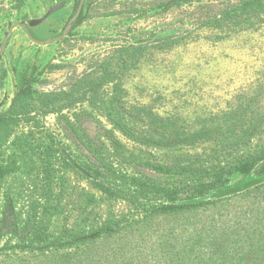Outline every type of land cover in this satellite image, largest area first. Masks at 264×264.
<instances>
[{
    "label": "rangeland",
    "instance_id": "rangeland-1",
    "mask_svg": "<svg viewBox=\"0 0 264 264\" xmlns=\"http://www.w3.org/2000/svg\"><path fill=\"white\" fill-rule=\"evenodd\" d=\"M168 1L96 0L73 33L57 45L37 46L23 31L15 30L3 52L8 61H0V70L6 67L17 75L38 67L42 75L32 84L33 94L26 100L33 103L41 93L67 91L71 80L91 71L93 65H100L93 70L99 76L101 69L108 66L105 61L119 57L124 48L145 46L143 57L133 67L119 69V65H110V69L122 73V92L115 103L147 105L155 114L193 128L200 122L228 119L240 103L258 101L263 106L264 19L224 32L199 27L198 19L205 12H216L227 1L233 4L237 0L179 1L167 10L159 7ZM41 14L39 0H24L21 5L17 0H0V45L12 24ZM53 65L58 67H50ZM13 82L9 76L0 77V110L8 106L13 96ZM106 87H102L105 106L110 99V87ZM92 109L81 100L64 108L61 114L35 117L29 123L21 121L14 126L8 142L0 148V161L23 164L18 156H24V152L17 146L26 143L28 147L24 149L31 159L27 158L28 171L18 170L1 184V230H64L69 235L105 230L107 226L113 229L117 225L118 230H222L225 226L233 230L239 223L236 216L242 215L245 208L264 210V200L255 207L252 200H232L220 206L219 211L211 209L184 218L170 216L143 224L128 202L100 193L77 167H70L63 154L74 147L61 130L62 115L72 122L78 117L82 129L110 153L105 131L111 126L99 110ZM113 133L126 153L139 157L163 159L183 153L202 154L212 164L230 161L209 141L169 149L136 142L116 130ZM263 137L264 131L259 138ZM71 159L75 162L76 157L72 155ZM86 194L93 195L95 202L87 205ZM242 226L254 230L245 221ZM5 241L6 238L0 240V247ZM73 249H60L53 260L65 252L77 254ZM27 258L30 260L31 256L25 255Z\"/></svg>",
    "mask_w": 264,
    "mask_h": 264
},
{
    "label": "trees",
    "instance_id": "trees-1",
    "mask_svg": "<svg viewBox=\"0 0 264 264\" xmlns=\"http://www.w3.org/2000/svg\"><path fill=\"white\" fill-rule=\"evenodd\" d=\"M17 1L24 4V0ZM179 1L193 0H170L159 7L167 10ZM85 17L80 16L76 25ZM261 18L264 19V0H237L233 4L227 1L216 12L200 16L198 26L226 32L251 26ZM143 48L126 47L119 57L105 61L108 66L101 69L99 76L93 70L100 65H93L91 71L72 79L67 91L41 93L32 103L26 100L33 94L32 84L42 75L38 67H33L31 83L0 110V148L21 121L29 123L35 117L61 114L64 108L82 100L99 110L109 122L111 129L105 132L111 151L105 152L82 129L78 117L72 122L62 115L61 130L74 147L63 154L70 167H77L100 193L128 202L143 224L170 216L184 218L206 210L219 211L220 206L232 200H252L254 207L258 205L264 200V137L259 138L264 131V105L258 101L240 103L228 119L210 124L200 122L193 128L171 117H161L147 105L131 107L115 103L122 92L119 78L122 73L110 69V65H119V69L133 67L143 57ZM9 74L6 67L0 70L1 78ZM105 85L110 87L106 106L102 89ZM115 130L136 142L169 149L209 141L228 155L230 161L212 164L202 154L175 153L163 159L135 156L125 152L114 137ZM24 146L27 148L28 144L17 146L24 152V156H18L23 164L0 161V190L6 177L18 170L28 171L27 158H31ZM216 159L219 161L218 156ZM84 200L87 205L95 202L93 195L86 194ZM236 218L239 223L233 230L226 226L222 230H118L117 225L113 229L107 226L105 230L70 235L64 230L4 232L0 222V240L6 238L0 247V264H264V210L249 206ZM243 221L254 230L241 228ZM72 247L77 254L65 252L53 260L52 256L60 249ZM25 255H30V260Z\"/></svg>",
    "mask_w": 264,
    "mask_h": 264
},
{
    "label": "flooded vegetation",
    "instance_id": "flooded-vegetation-1",
    "mask_svg": "<svg viewBox=\"0 0 264 264\" xmlns=\"http://www.w3.org/2000/svg\"><path fill=\"white\" fill-rule=\"evenodd\" d=\"M95 1L96 0H84L81 8L79 9L81 0H39L42 14L33 16L29 20L21 22V24L27 25L31 20L41 18L47 12L51 11V13L42 23L29 29L31 35L34 38L37 39V37H43V40L40 41H46L48 39L60 36L67 25L71 22L72 18L77 14L79 9L77 17L73 22L70 23L71 28L69 32L61 41L55 43L57 45L73 33L79 17L87 15L89 7L92 6ZM61 4H63V6L59 7ZM49 46H51V44H49ZM1 60H5V63L8 61L4 53L0 55V61ZM25 72H27V75ZM30 74V71H20L17 75L15 73L9 74V77L14 79V82L12 83L14 97L31 83L33 77H31ZM18 89L20 90L17 91Z\"/></svg>",
    "mask_w": 264,
    "mask_h": 264
},
{
    "label": "water",
    "instance_id": "water-1",
    "mask_svg": "<svg viewBox=\"0 0 264 264\" xmlns=\"http://www.w3.org/2000/svg\"><path fill=\"white\" fill-rule=\"evenodd\" d=\"M84 0H81V3H80V6H79V9L81 8L82 4H83ZM63 6V4H61L59 7ZM79 9L77 11V14L72 18L71 22H73L75 20V18L77 17L78 13H79ZM51 13L50 12H47L43 17L41 18H38V19H34V20H31L30 22H28L27 25H24V24H21V23H16V24H12L5 36V38L3 39L1 45H0V55L4 52L5 48H6V45H7V42L9 40V38L11 37V35L13 34V32L15 30H21L23 31V33L25 34V36L28 38L29 41H31L33 44L37 45V46H47L49 44H52V43H57L59 41H61L66 35L67 33L69 32L70 28H71V25L70 23L67 25V27L65 28V30L63 31V33L58 36V37H54L52 39H48L46 41H40V40H37L36 38H34L29 29L31 27H34L40 23H42L47 17L48 15ZM25 90V88L23 89ZM21 90V91H23ZM20 91V92H21ZM13 98L14 96H12L8 106L11 104V102L13 101Z\"/></svg>",
    "mask_w": 264,
    "mask_h": 264
}]
</instances>
